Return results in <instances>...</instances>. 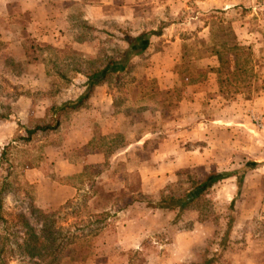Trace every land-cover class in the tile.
<instances>
[{
  "label": "rangeland",
  "instance_id": "obj_1",
  "mask_svg": "<svg viewBox=\"0 0 264 264\" xmlns=\"http://www.w3.org/2000/svg\"><path fill=\"white\" fill-rule=\"evenodd\" d=\"M16 1H23L27 6L15 4ZM29 1L0 0V11L6 3L10 14L9 24L0 16V26H5V33L3 31L0 36L2 38L1 34H6L7 30L17 32L23 46L22 59L15 61L10 54L14 48L6 43L10 40H0V114L6 115V118H0V187L14 180L22 187L21 191L6 193L2 202L3 214L24 206L23 199L29 195L36 207L44 212L55 211L67 201L52 205V199L56 197L55 185H73L76 192L70 199L76 198L79 195L77 189L80 193L87 192L88 176L95 181L100 178L98 187L105 194L114 191L117 196L123 195L118 202L122 206L134 189L153 197L178 177L201 181L209 174L217 173L223 177L207 190L210 208L202 212L186 209L160 211L138 201L115 212L117 207L111 199L91 197L84 211L85 214L97 213L92 219L98 220L88 228V255L83 264H202L206 258H212L213 264H264V249L252 256L251 251L259 249L258 244L250 243L252 237L247 242L246 233L234 226L243 198L240 189L236 188L242 185V181L238 185L236 177V182H230L227 176L231 172H224L212 163L189 165L167 177L156 175L161 164L158 160L159 143L174 133L179 115L176 116L171 108L185 87L179 85L167 90L168 99L164 103L162 95L140 102L139 105L147 107L140 111H135L137 108L131 112L126 108L115 111L112 107L114 123L111 126L104 119L108 120L109 116L95 114L88 104H83L90 96L89 93L83 98L87 90L86 77L69 71L70 67L64 64L65 61L73 65L80 60L95 61L98 53L110 52L111 47H126L122 33H129V27L119 25L117 17L125 16L128 9L155 29L169 22L176 24V21L183 22L188 28L194 17L201 25L209 23L215 25V29L221 22L223 32L217 34L215 40L211 37L205 40L209 48L195 49L199 40L196 34L192 43L184 47L177 69L187 82H192L202 78L207 70L196 64V58L207 54L211 48L223 52L234 42L231 22L238 18L237 12L244 16L254 13L246 17L249 19L262 18L264 0H224L226 10L215 7L201 10L194 0H190L186 2L189 8H184L174 19L163 0H37L38 20L31 15ZM246 5H253L255 9ZM133 24L139 25L140 22L131 26ZM252 27L256 36L251 43L259 48L255 54L251 44L244 45L236 69L229 64L218 67L220 103L231 104L239 96L248 109L256 107L253 100L264 92V23L254 21ZM10 36L8 33L4 35L6 39ZM212 41L215 46L211 47ZM50 46L63 49L64 57L59 61L51 58ZM144 56V53L140 54L137 63L135 60V73L140 80H150L153 78L142 77L138 71L137 64L144 60ZM59 71L66 73L67 77L57 75ZM156 85L154 87L162 90L157 82ZM103 86L109 94L108 86ZM82 98L85 100L79 102ZM155 101L159 102L154 104ZM166 103L171 105L160 107ZM202 103L203 114L209 113L212 109H207L206 100ZM223 107L220 104L217 109ZM166 109L167 114L159 115L158 111ZM54 120L58 121L56 128L38 131L28 142L16 140L19 136H26L19 125L32 128ZM138 139L141 143H135ZM190 142L181 148L189 150ZM7 143L12 146L2 159V149ZM106 161L108 170L101 177H93L94 171L103 170ZM66 162L78 166L80 171L66 176L62 173ZM85 166L93 167L87 169L85 176L80 175ZM242 170L243 167L236 173ZM34 179L37 180L35 183L30 182ZM228 220L232 222L227 229ZM246 229L251 231L250 236L257 234L264 238V228L257 220L252 219L250 228ZM10 264H18V261Z\"/></svg>",
  "mask_w": 264,
  "mask_h": 264
},
{
  "label": "crops",
  "instance_id": "obj_2",
  "mask_svg": "<svg viewBox=\"0 0 264 264\" xmlns=\"http://www.w3.org/2000/svg\"><path fill=\"white\" fill-rule=\"evenodd\" d=\"M163 1L169 6V15L174 19V17L180 15L184 8H189L186 2L190 0ZM193 2L197 3L201 10H210L214 7L223 10L228 8L223 7L226 4L224 0H206L201 3L198 0H194ZM15 4L27 6L23 1H16ZM29 4L31 15H34L35 19L38 20V1L30 0ZM6 6L7 4L4 3L0 16L9 24L8 17H10V14ZM252 6L246 5L245 7L255 9ZM130 12L131 10L128 9L125 16L119 15L117 17L118 24L128 25L129 33L132 35L146 33L149 38L143 52L145 58L142 61L144 62L141 63V61L140 64H137L139 65V74L142 77L155 79L162 90H170L179 85L185 87V91L176 99V105L171 108L176 116L179 115V122L174 121V133L170 135L169 139L159 143L158 160L161 164L158 165L159 170L156 175L160 174L167 177L177 170L187 168L189 165L209 163L224 172H231L227 176L230 182H236V177L239 174L242 185L236 189H240L239 191L243 198L238 206L234 226H236V229L240 227L246 233L247 242L252 237L253 240L250 243L254 241L258 244L256 246H259V249L254 251L250 249L252 256H255L258 250L264 249V238L257 236V234L250 236L251 231L246 229V227L250 228V221L254 219L264 228V92H260V95L253 100L256 107L247 109L245 107L246 103L241 101L239 96L237 97L238 100L233 101L231 104L227 102L220 103L222 97L218 86L219 61L224 59L232 61V56H218L213 52H208L196 58V64L207 70L202 78L192 82H187L182 72L178 71L177 65L182 60L184 47L192 43L194 35L196 34L199 39L196 44L198 47H195V49L209 48V43L208 41L205 43V40L208 37L215 40L216 35L223 32L221 22H218L220 27L215 29V25L213 26L209 23L201 25L200 20L194 17L188 28L184 26L183 22L176 21V24L169 22L161 28L155 29L154 27H149L143 18L134 12ZM237 13L238 18L231 22L232 32L237 44L240 46H249L251 44V50L255 54L254 52L259 48L251 43L256 36L252 23L254 21L264 23V17H252L249 19L246 17H251L254 13H249L248 16ZM135 22H140V24L131 26ZM52 24L55 23L53 22ZM4 27L0 26V33L3 31L5 33ZM7 33L11 35L8 39L4 37ZM6 34H1L3 39L0 36V40H10L6 43H8L10 48H14L13 52H10L11 57L15 61L22 59L23 46L18 37L19 33L7 30ZM211 44V47L215 46L214 41ZM137 57L134 59L136 63L139 60ZM249 63L251 64L252 62L249 61ZM183 93L185 94L184 96H182ZM83 100L85 99H80L79 102ZM203 100H206L207 109H212L209 113L203 114ZM241 102L244 103L242 104ZM83 104H88L95 114L101 113L107 117L109 116L108 120L107 118L104 119L106 123L109 122L113 126L114 111L112 109V99L103 85L96 86ZM220 104H223L224 107L217 109ZM158 113L159 115H165L167 114V109L158 111ZM189 140L191 141L189 144L191 148L189 150L181 148ZM139 142L141 143L138 139L135 143ZM66 163L68 164L64 166V171L62 172L66 176L80 171L78 166L70 162ZM242 167L244 171L236 173ZM36 181L34 179V181L30 182L35 183ZM75 192L76 188L73 185L57 183L54 190L56 197L52 199V205L69 200ZM246 248V250H249L248 247Z\"/></svg>",
  "mask_w": 264,
  "mask_h": 264
},
{
  "label": "trees",
  "instance_id": "obj_3",
  "mask_svg": "<svg viewBox=\"0 0 264 264\" xmlns=\"http://www.w3.org/2000/svg\"><path fill=\"white\" fill-rule=\"evenodd\" d=\"M122 34L126 47L121 49L111 47L110 52L98 53L95 61L83 62L80 60L76 65L70 61L64 62L65 66L70 67L69 71L83 74L86 77L87 90L83 98L87 97L96 86L106 84L109 94L112 96V107L115 111H120L122 108H126L129 112L134 108H137L135 111L146 109L145 104L139 105L140 102L153 100V96H164V103L168 99L169 91L154 87L157 85L153 79H138L135 73L134 59L143 54L148 44V35L141 33L133 36L125 32ZM48 48L52 52L51 58H57L59 61L64 57L63 49L52 46ZM242 49L243 46L238 45L234 38V42L225 47L223 52L214 49H211L210 52L218 56H232V63L224 59L219 61V66L229 64V67L236 69ZM56 74L60 77H67L66 73L60 71ZM158 102L155 101L154 104ZM170 105V103H166L160 107L166 108ZM0 118H6V115L0 114ZM57 124L58 121L54 120L53 123L36 124L32 128L19 125L26 136H19L16 140L21 139L28 142L38 131L54 129ZM11 146V143H7L3 147L2 159ZM107 162L104 163L105 165L103 164V170L94 171L93 177H101V174L108 170L109 163ZM91 167L93 166H85L80 175L85 176L87 169L89 170ZM221 177L223 175L217 173H211L201 181L178 177L176 181L167 184L153 197H148L140 190L134 189L129 199L121 206L118 205V202L123 195L117 196L114 191L105 194L103 189L98 187L100 178L95 181L88 176L86 178L89 183L87 192L80 193L77 189L79 195L67 200L55 211L44 212L36 207L29 195L23 199L24 206L13 209L4 215L2 211L4 196L8 192L21 191L20 188H22L16 180L12 183L5 182L0 187V264H10L14 260H17L18 264H83L88 255L87 247L90 235L88 228L98 220L92 219L97 213L85 214L84 211L87 201L91 197L106 198L107 201L111 199L112 204L117 207L115 212L137 201L144 202L147 207L160 211H183L186 209L202 212L210 208V198L206 196L207 190L214 186ZM240 182L241 177L237 175V184L239 185ZM107 194L108 196H104ZM229 209L233 211L232 208ZM230 222L232 221L228 220L227 229ZM202 264H213V259L206 258Z\"/></svg>",
  "mask_w": 264,
  "mask_h": 264
}]
</instances>
